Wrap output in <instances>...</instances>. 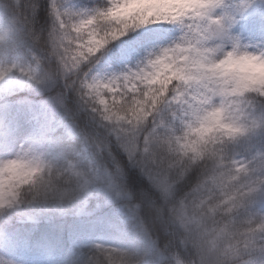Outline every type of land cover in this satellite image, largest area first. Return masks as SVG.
<instances>
[{"label": "trees", "instance_id": "16d2710c", "mask_svg": "<svg viewBox=\"0 0 264 264\" xmlns=\"http://www.w3.org/2000/svg\"><path fill=\"white\" fill-rule=\"evenodd\" d=\"M255 2L260 9H264V0ZM52 3V0H43L42 6L40 0H17V5H12V2L5 4L6 10L0 7V71L5 73L4 77L8 73L18 75L20 70L30 72L31 66L36 62L55 73V63L49 60L48 54L55 29ZM72 3L83 6L94 17L107 12L112 6L111 0L58 1L61 8H67ZM189 22L186 19L146 24L111 43L106 51L147 31L177 27L185 29ZM64 89L68 91L65 114L60 116L57 108L50 109L56 122L48 125L46 120L41 121L37 128V143L29 150L45 160L57 174V191L46 196L19 200L18 207L1 211L0 238L11 237L17 244L24 242L32 249V254L49 255V264H107V258L113 252L120 253L131 264H146L147 241L152 242L165 257L159 264H177L178 260L183 264H193L198 258L197 251L182 242L183 228L172 216V207L195 187L199 170L193 169L174 185L173 197H165L162 190L148 178L146 171L149 167H156L151 157L159 150L157 143L148 142L151 135L155 134L163 141L170 134L180 135L184 131L186 125H177L172 117L178 107L170 106L168 102L160 106L156 113L157 123L143 126L137 137L138 154L129 163L121 155L116 136L109 134L104 125L94 122L84 112L78 102V95L74 94V86L69 81L63 86L57 83L51 91L44 94L10 91L4 95L0 104H19L24 99L42 101L50 95H64ZM252 116L261 120L260 126L247 137L227 147V160L248 164L250 171L255 169L259 160L264 159V99L256 102ZM59 120L72 124L79 133V138L68 139L65 129L57 127ZM87 132H90L89 136ZM95 133L98 134V143L90 146ZM141 136L143 139H140ZM83 143L89 145L101 163L102 171L104 170L101 176L90 172L81 149ZM145 147L149 150L147 153L144 151ZM252 174L259 175L254 171ZM113 191L130 200L139 229H135L131 222L114 216L109 210L106 201ZM251 200L252 204L237 215L238 221L250 216L257 219L264 216V186ZM149 208L151 212L148 211ZM18 216L32 218L35 222L24 220L20 223L17 221ZM139 230L146 235L147 241L137 232ZM96 236H102L108 244L92 249L77 248L78 250L74 246L83 238ZM251 259L254 264H264V255L260 253L254 254Z\"/></svg>", "mask_w": 264, "mask_h": 264}, {"label": "snow or ice", "instance_id": "6c2138e0", "mask_svg": "<svg viewBox=\"0 0 264 264\" xmlns=\"http://www.w3.org/2000/svg\"><path fill=\"white\" fill-rule=\"evenodd\" d=\"M221 2L222 0H111V8L92 19L79 23H73L71 18L60 20L62 31L54 32L51 37L54 54L59 57L66 74H78L74 83L88 90L86 95L91 98L94 110L100 112L106 120L125 126L121 128V132L128 138L130 158L136 157L137 137L143 126L157 123L156 113L163 103L179 106L188 119L198 116L202 110L211 106L210 102L219 92L218 81L206 73L194 74L193 70V65L204 58L203 43L210 35L197 21L202 20ZM40 3L43 6V0ZM186 19L192 23L189 25L190 37L185 38L184 44L164 49L138 71H130L106 82H89L93 68L103 59L108 46L126 36L129 31L149 23ZM215 23L219 24V21ZM216 31L220 32L222 29ZM121 55L119 52L113 53L112 59L119 60ZM4 75L0 71V79ZM178 114V111L173 112L174 116ZM148 142H163L177 155L180 152L186 154L190 146L183 137L174 133L163 141L152 134ZM144 151L147 153L149 150L145 147ZM151 158L156 167L146 170L148 178L162 190L165 197H173L174 185L193 169L180 159L161 163L156 153ZM228 166L241 175L238 182L225 188V179L218 177L214 180L217 187H213V182L202 183L209 173H201L198 169L199 179L195 187L172 207V216L183 228L182 242L197 251L198 258L193 264H254L251 259L254 254L264 255V231L257 225V218L250 216L238 221L237 216H233L229 219L221 211L219 204L220 200L227 199L231 202H243V209L249 207L252 204L251 197L264 186V159L259 160L252 170L259 173L255 176L248 164L231 161ZM18 167L15 161L9 159L8 171L15 179L19 178ZM37 167L42 165L38 164ZM0 187L7 188L6 191H0V207L16 201L17 192L9 186L7 180ZM220 191L223 192L222 196ZM205 200L208 202L204 203ZM197 205L199 213L194 212ZM148 211L152 210L149 208ZM200 216H203L202 220ZM221 239L222 243L218 244ZM177 264L183 262L178 260Z\"/></svg>", "mask_w": 264, "mask_h": 264}, {"label": "rangeland", "instance_id": "374dc122", "mask_svg": "<svg viewBox=\"0 0 264 264\" xmlns=\"http://www.w3.org/2000/svg\"><path fill=\"white\" fill-rule=\"evenodd\" d=\"M7 1L13 4L17 2V0ZM7 1L0 0V6L4 8V5L8 3ZM84 11L83 8H77L74 5L67 9L57 11V31H62L61 19L71 18L73 23L92 19L91 15ZM216 21H219V24H216ZM197 23L209 31L210 35L205 39L203 47L205 50L215 52L217 59L223 58L237 46L251 53L264 52V11L259 12L253 0H240L239 3L235 4L229 3L228 0H222L219 6L211 9ZM216 29H222V31L217 32ZM186 37H190L189 30L185 32L171 31L169 33L153 31L119 45L114 51L106 55L104 54L100 63L93 68L89 82L92 80L106 82L130 71H138L140 68L145 67L150 59H155L156 56L160 55L164 49L175 47L178 44H184ZM116 52L122 54L119 60L112 59V54ZM51 57L56 59L55 63L57 68H55V73L44 70L36 63V65L32 66L31 74L19 72L20 74L16 78L8 75L5 82H3V79H0V100L9 91L18 90L27 93H39L48 88H52L53 85L56 86L57 83L63 86L66 85V81H69L74 86V94L78 95L79 103L80 101L83 103L84 106L82 107L84 110L94 121H98L107 127L109 134L116 136L123 155L132 160L133 158H130L127 150L128 138L121 132V128L125 126L117 124L114 121L106 120L100 112L95 111L91 106V98L86 95L88 90L74 83L78 74L65 73L59 57L53 52V48L51 49ZM65 91V94H67L68 91ZM54 95L59 96L58 94ZM69 95H71V92ZM105 98L109 99V97ZM64 100L65 97L60 95V97L51 98L42 103L26 101L20 105L5 104L0 106V160L12 159L21 152L28 151L36 143V126L39 124L38 114L44 112V116L47 117L48 109L51 106L63 107ZM212 102L214 105H219L221 99L215 97ZM178 112L179 114L174 116L177 124H186L187 118L184 117L183 110L179 108ZM61 114L63 115L65 113L62 112ZM53 121L51 116L48 117L49 125ZM67 128L68 137L71 139L77 138L76 129L73 127ZM89 134L90 132H87V136ZM97 135L96 133L95 136L92 135L93 138L90 146H96L98 143ZM87 148H90L89 145H87ZM84 150L85 158L91 165H94L96 162L95 157L87 149ZM93 170L96 173L100 172V168H94ZM253 175L255 176V174ZM129 202L128 198L117 195L115 191L107 199V204L114 216L121 220L131 222L135 229H139L134 206ZM17 203L18 201H14L0 207V210L11 209ZM137 232L143 238H147L144 237L141 230ZM103 242L104 240L101 237H97L96 239L88 237L82 239L80 246L82 248H93ZM0 249L2 252L0 264H49L50 262L48 256H36L30 260L26 251L13 245L10 239L3 240ZM163 260L164 257L161 253L154 248L152 242H149L148 264H158Z\"/></svg>", "mask_w": 264, "mask_h": 264}, {"label": "clouds", "instance_id": "9594fccd", "mask_svg": "<svg viewBox=\"0 0 264 264\" xmlns=\"http://www.w3.org/2000/svg\"><path fill=\"white\" fill-rule=\"evenodd\" d=\"M193 70L194 74L206 73L218 81L219 92L216 97L221 102L214 105L212 100L209 108L187 121L184 131L179 135L190 145L186 154L180 152L177 155L161 142L158 143L156 155L161 163L180 159L192 169L209 173L202 183L213 182V187H217L215 178L222 177L227 188L241 179V175L228 166V145L247 137L261 124V120L253 117L252 112L256 102L264 99V52L251 53L237 46L223 58L217 59L215 52L205 50L203 60L197 61ZM12 160L19 165V178H13V174L8 171L9 159L0 160V186L7 180L9 186L17 192L16 201L46 196L57 191L59 177L41 157L30 151H23ZM38 164L42 167L38 168ZM6 190L7 188L0 187V191ZM220 195H223L222 191ZM219 204L221 211L229 219L237 216L245 206L241 201L231 202L227 199L220 200ZM199 211L197 205L194 212ZM199 218L202 220L203 216ZM257 225L264 231V216L257 219ZM219 243H222V239L218 240ZM107 264H131V261L120 253L113 252L107 258Z\"/></svg>", "mask_w": 264, "mask_h": 264}]
</instances>
